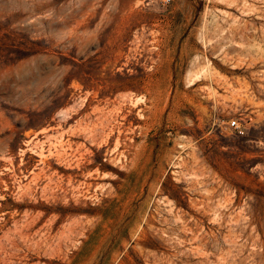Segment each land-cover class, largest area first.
Segmentation results:
<instances>
[{
	"label": "rangeland",
	"instance_id": "374dc122",
	"mask_svg": "<svg viewBox=\"0 0 264 264\" xmlns=\"http://www.w3.org/2000/svg\"><path fill=\"white\" fill-rule=\"evenodd\" d=\"M0 264H264V0H0Z\"/></svg>",
	"mask_w": 264,
	"mask_h": 264
},
{
	"label": "built area",
	"instance_id": "2783aa9c",
	"mask_svg": "<svg viewBox=\"0 0 264 264\" xmlns=\"http://www.w3.org/2000/svg\"><path fill=\"white\" fill-rule=\"evenodd\" d=\"M231 127L239 132L240 135H244V132L241 130V126L237 123V121H233L231 123Z\"/></svg>",
	"mask_w": 264,
	"mask_h": 264
},
{
	"label": "bare ground",
	"instance_id": "6f19581e",
	"mask_svg": "<svg viewBox=\"0 0 264 264\" xmlns=\"http://www.w3.org/2000/svg\"><path fill=\"white\" fill-rule=\"evenodd\" d=\"M134 101V100H133ZM133 104H135V101H134V103ZM90 172V171H89ZM92 172V171H91ZM91 172H90V174L89 175H91ZM85 186V185H84ZM91 186V185H90ZM105 188V187H104ZM88 190V189H87ZM80 195H81V193H79ZM83 195V194H82ZM93 199V198H92Z\"/></svg>",
	"mask_w": 264,
	"mask_h": 264
}]
</instances>
